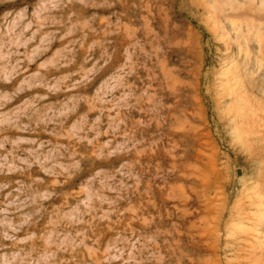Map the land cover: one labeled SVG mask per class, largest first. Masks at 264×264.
Here are the masks:
<instances>
[{"label": "rangeland", "instance_id": "374dc122", "mask_svg": "<svg viewBox=\"0 0 264 264\" xmlns=\"http://www.w3.org/2000/svg\"><path fill=\"white\" fill-rule=\"evenodd\" d=\"M0 264H264V0H0Z\"/></svg>", "mask_w": 264, "mask_h": 264}]
</instances>
